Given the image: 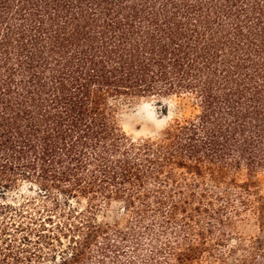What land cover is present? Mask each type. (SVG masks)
<instances>
[{
	"label": "trees",
	"instance_id": "16d2710c",
	"mask_svg": "<svg viewBox=\"0 0 264 264\" xmlns=\"http://www.w3.org/2000/svg\"><path fill=\"white\" fill-rule=\"evenodd\" d=\"M173 95L126 133L121 102ZM261 171L264 0H0V264H264Z\"/></svg>",
	"mask_w": 264,
	"mask_h": 264
},
{
	"label": "rangeland",
	"instance_id": "374dc122",
	"mask_svg": "<svg viewBox=\"0 0 264 264\" xmlns=\"http://www.w3.org/2000/svg\"><path fill=\"white\" fill-rule=\"evenodd\" d=\"M192 99L176 95L169 97H146L124 101L118 107V119L126 133L134 140L154 137L168 127L175 118H184L192 112ZM264 189V171L258 173ZM35 191L27 184L18 190L7 193L8 199L21 200L30 197ZM100 222H120L125 219L122 203L112 202L96 212ZM237 230L243 234H250L254 230L252 220L237 223Z\"/></svg>",
	"mask_w": 264,
	"mask_h": 264
}]
</instances>
